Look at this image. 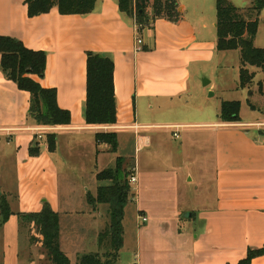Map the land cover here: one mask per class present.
<instances>
[{
	"label": "crops",
	"instance_id": "1",
	"mask_svg": "<svg viewBox=\"0 0 264 264\" xmlns=\"http://www.w3.org/2000/svg\"><path fill=\"white\" fill-rule=\"evenodd\" d=\"M228 1L244 10L254 0ZM179 4L182 19L157 20L139 36L143 41L139 46L135 20L120 12L118 0H97L89 15H61L55 7L33 18L28 16L26 0H0V36L46 53L45 75L32 78L45 89H56L59 107L71 113L69 126L37 125L29 117L30 93L2 71L0 55V192L12 212L0 232V240H5L0 264H50L42 236L33 226L21 228L19 221V214L39 213L45 203L59 215L61 249L64 221L72 222L66 223L69 230L81 232H72L77 246L90 248L77 254L76 264L81 255L101 250L106 255L108 246H100L99 236L110 223L109 206L93 207L88 197H97V175L115 169L118 159L137 178L125 207L120 250L136 247V264H239L250 250L264 249V72L249 67L254 81L240 88V51L217 49L216 0H179ZM255 47L264 49V10ZM90 52L115 65L114 126L86 123ZM210 67L237 70L239 79L233 87L245 93L249 110L241 102V121L223 122L220 107L215 118L155 122L157 109L169 110L173 103L187 108L192 80L207 75ZM207 85L214 89L212 81L204 82ZM155 130L178 131L179 152L171 149L169 159H162L156 150H149L144 153L147 160H142L144 145L152 143L147 133ZM98 133H116L117 151L98 143ZM48 134L57 136L54 153L48 148ZM31 149L39 154L32 157ZM65 163L75 170H61ZM86 176L97 182L95 192L78 190ZM204 183L213 186L208 205L185 218L191 210L182 204L186 190ZM141 216L148 222L142 223ZM141 252L147 254L144 262ZM251 264H264V255Z\"/></svg>",
	"mask_w": 264,
	"mask_h": 264
},
{
	"label": "trees",
	"instance_id": "2",
	"mask_svg": "<svg viewBox=\"0 0 264 264\" xmlns=\"http://www.w3.org/2000/svg\"><path fill=\"white\" fill-rule=\"evenodd\" d=\"M97 0H26L28 16L33 18L48 14L57 8L61 15H89L96 9ZM121 13L133 18L137 34L159 19L178 23L182 19L179 12V0H118ZM264 10V0H254L244 10L238 9L228 0H217V49L219 51H240V88L250 87L255 73L249 67L264 72V49L255 47V38L259 28V15ZM1 68L6 76L14 81L18 88L31 95L29 117L43 127H64L71 124V113L58 105L56 89H45L32 76L43 77L47 66V55L42 51H33L14 38L0 36ZM115 65L108 58L95 53L87 54V97L85 119L89 126H114L117 123V102L114 81ZM241 102H223L220 118L225 123L241 121ZM49 151L57 149L56 134L46 137ZM98 143L108 144L112 152L118 148L116 133H98ZM35 157L39 150L31 149ZM129 171L124 160H117L115 169L105 170L97 175L99 183L96 198L88 197L89 203L109 206L110 223L100 234L99 244L108 246L113 254H87L79 258L78 264H115L123 246V219L125 207L129 202L131 186ZM12 215L7 200L0 197V232ZM21 228L33 226L42 236V247L50 264H71L69 257L60 247L59 215L45 203L39 213L19 214ZM34 240V239H32ZM264 255V249L250 250L246 260L239 264H251L252 260Z\"/></svg>",
	"mask_w": 264,
	"mask_h": 264
},
{
	"label": "rangeland",
	"instance_id": "3",
	"mask_svg": "<svg viewBox=\"0 0 264 264\" xmlns=\"http://www.w3.org/2000/svg\"><path fill=\"white\" fill-rule=\"evenodd\" d=\"M213 16L216 17L217 19L216 10L213 12ZM213 68L214 67H210L209 69H207L206 70L207 75H204L201 79L194 78L192 80L191 91L189 93V96L185 100L189 102L188 105H186L187 108L184 107L183 105L179 107L180 103H173L170 106H168L169 110L157 109L156 112H154V114L156 115L155 122L166 123V121H171L173 119L174 120L179 119L180 121L185 119L186 121L189 122V121L200 120L202 117L204 119L215 118L219 114L221 102L223 101H240L243 103L245 111H249L247 108V105L245 104V99H246L245 93L242 90H236L233 87L235 84V80L237 82V80L239 79L237 70L227 69V70L213 71ZM206 81H209V82L212 81V84L214 85L213 90H209L212 85H207V87L204 86V82L206 83ZM150 113L152 112L150 111ZM201 114L203 116H201ZM175 132H178V131H175ZM147 135L151 138L152 143H151V146L148 144L144 145L143 148L145 149L142 150V154H141L142 160L144 159V153H146L149 150L151 151L156 150L157 156L162 159H165V158L169 159V156L171 154V149L174 151V153L179 152L182 140L181 138H178V139L174 138L173 137L174 134L171 131L155 130L153 131V134L147 133ZM79 154L81 155L82 153L79 152ZM78 158L79 159L82 158V155L79 156ZM175 159L180 161L179 157H175ZM144 160L146 161L147 159H144ZM73 168H75L74 165H71L70 163L69 165L67 163H65L64 165H61V170H75ZM76 172L77 174L76 173L74 174L78 175L79 171H76ZM75 178L77 179L78 177H75ZM86 184L87 186L84 187L83 185H86ZM78 185H80V187L83 186V189H80V187H78L79 191H82L88 188L90 192H95L97 182L95 180L90 179L88 176H86L81 179ZM9 186H13V184ZM62 187L64 189V185ZM180 189H181V193L183 194L185 190L182 189V185H180ZM132 192L133 190L131 188V191L129 193V198L131 197ZM212 193H213V186L210 184H206V183H204L203 185H199V187L197 188L196 186H192L188 188V190H186L185 192L186 198L182 200V204L184 202V206H189L191 210L184 213L185 218L190 217L192 211L195 212L196 210L202 207H206L209 203L206 200V198H209V197L211 198ZM66 223L71 224L72 222L64 221L62 224L63 249L61 250L70 258V261L72 264L73 263L76 264L77 254L84 253V251L89 252L90 248H87L88 246L87 247L77 246L76 239L72 240V237L74 235L72 234V232H74L75 234H81V232L77 231V228L75 231L69 230L68 227L70 225ZM107 227L108 225L103 228V231ZM34 239L36 238L34 237ZM4 242L5 240H3L2 238V241L0 242V253L1 251H3L2 246L4 245ZM131 248L132 246L127 245L124 250L120 251L119 260L117 261L118 262L117 264H136L138 262L137 261L138 258L135 257V253L137 254L138 250L136 247L134 251L131 250ZM93 250H96V245L94 246ZM101 251L99 253H101V255H104L102 254V252L104 253V251L102 252ZM105 251L107 255L109 256L113 254V252L107 248ZM139 252H140V249H139ZM82 256L83 255H81L80 257ZM142 257H143V262L145 258L147 260V254H145V252L142 253ZM160 264H163L162 261Z\"/></svg>",
	"mask_w": 264,
	"mask_h": 264
},
{
	"label": "built area",
	"instance_id": "4",
	"mask_svg": "<svg viewBox=\"0 0 264 264\" xmlns=\"http://www.w3.org/2000/svg\"><path fill=\"white\" fill-rule=\"evenodd\" d=\"M143 44V41H142V39L139 37V36H137V45H142ZM174 137L175 138H179V134H178V132H175L174 133ZM42 137L41 136H39V139H41ZM140 150V148L138 147L137 148V151H139ZM129 183H130V186L132 187V189L134 188V186L136 185V183H137V178H136V176L134 175V174H131V176H130V178H129ZM140 220H141V222L142 223H147L148 222V218L147 217H143V216H141L140 217Z\"/></svg>",
	"mask_w": 264,
	"mask_h": 264
},
{
	"label": "water",
	"instance_id": "5",
	"mask_svg": "<svg viewBox=\"0 0 264 264\" xmlns=\"http://www.w3.org/2000/svg\"><path fill=\"white\" fill-rule=\"evenodd\" d=\"M0 197H1V192H0Z\"/></svg>",
	"mask_w": 264,
	"mask_h": 264
}]
</instances>
